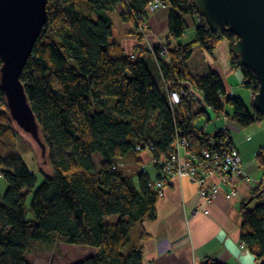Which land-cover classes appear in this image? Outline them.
<instances>
[{
    "label": "trees",
    "instance_id": "obj_1",
    "mask_svg": "<svg viewBox=\"0 0 264 264\" xmlns=\"http://www.w3.org/2000/svg\"><path fill=\"white\" fill-rule=\"evenodd\" d=\"M153 1L48 0V20L21 81L47 148L43 163L51 172L41 170L39 182L20 153L22 133L10 118L0 86V180L6 185L0 190V264H32L27 259L32 244L54 243L97 249L71 264H143L132 231L143 220L156 218L160 197L145 171L129 175L120 161L138 165L148 149L156 159L169 158L173 144L185 137L195 149H213L200 138L204 129L196 121L204 116L211 120L209 113L224 114L227 104L234 111L226 118L241 127L264 123L263 113L241 98L227 97L217 72H189L186 62L193 46L212 53L223 37L230 42L233 66H238L232 53L235 34L212 32L193 0H160L171 7L173 38L184 36L185 16H197L200 22L194 43L168 47L170 60L152 50L156 71L147 61L116 49L111 14L118 12L130 34L142 41L140 28ZM241 69L242 85L256 94V76ZM181 85L194 87L200 99L183 98L173 106L169 91ZM218 133L233 141L229 130ZM257 160L264 170V147ZM260 191L258 183L251 196ZM246 201L241 205V240L264 264V203L251 207L253 202Z\"/></svg>",
    "mask_w": 264,
    "mask_h": 264
},
{
    "label": "crops",
    "instance_id": "obj_2",
    "mask_svg": "<svg viewBox=\"0 0 264 264\" xmlns=\"http://www.w3.org/2000/svg\"><path fill=\"white\" fill-rule=\"evenodd\" d=\"M170 10L169 5H163L149 16V34L142 41L130 34V26L122 22L118 12L112 13V42L117 44L116 49L130 56L136 51V57L147 61L152 70L156 71L152 48L165 42L178 46L191 44L196 40L200 18L185 16L187 29L184 36L177 40L169 32ZM189 29L191 32L187 33ZM186 66L193 75L206 76L211 71L217 72L228 92L243 86L242 69L233 66L230 42L226 37L218 42L212 53L195 44ZM249 94L251 97V92ZM225 120L224 128L229 130L233 143L238 147L246 172L252 177L253 183L238 181L242 199H228L224 194L225 189H221L213 203L204 205L199 200L197 183L186 176H173L164 188L163 197L157 200L156 218L143 220L132 231L133 244L143 251V264H205L210 259L217 264H262L241 240V205L243 200L252 197V191L257 188L258 183L262 185V191L259 197L256 195L260 192L254 196L255 199H260L256 205L264 203V170L257 160L258 151L264 147V123L244 128L233 120ZM201 129L207 132L205 128ZM142 159L138 165L130 161H120V165L129 175L145 171L152 180L162 176L159 169L150 167L153 163L148 152L142 153ZM212 180L220 182L217 176Z\"/></svg>",
    "mask_w": 264,
    "mask_h": 264
},
{
    "label": "water",
    "instance_id": "obj_3",
    "mask_svg": "<svg viewBox=\"0 0 264 264\" xmlns=\"http://www.w3.org/2000/svg\"><path fill=\"white\" fill-rule=\"evenodd\" d=\"M48 0H0V86L17 129L29 136L45 157L46 145L29 103L21 74L47 23ZM198 15L217 34L234 33L232 53L239 67L250 69L258 81L252 99L264 114V0H193ZM261 192L256 195L259 197ZM254 196L246 201L249 205Z\"/></svg>",
    "mask_w": 264,
    "mask_h": 264
},
{
    "label": "built area",
    "instance_id": "obj_4",
    "mask_svg": "<svg viewBox=\"0 0 264 264\" xmlns=\"http://www.w3.org/2000/svg\"><path fill=\"white\" fill-rule=\"evenodd\" d=\"M161 7H163V3L160 0H155L149 4L148 12L150 14L155 13ZM146 27L147 24L143 23L140 28L143 34ZM159 53L161 58L170 60L168 48L163 47ZM194 90V87L186 85H181L179 89H171L169 91L171 104L176 106L181 103L183 98L190 100L196 96L200 99ZM254 96L255 93L251 92L252 99ZM219 134L218 132L208 134L204 130L199 133L200 138L205 139V142L210 144L213 149L205 146L195 149L193 142L185 137L179 138L173 144L174 151L169 155V158L156 159L151 149L146 151L151 155L152 163L158 166L162 174L161 178L152 182V186L157 189L159 197H163L164 188L173 176H186L199 185L198 196L204 205L213 203L218 198L221 189H225L224 194L228 199H242L238 189V181L253 183L252 177L246 172L241 153L236 144L233 141L230 143L227 137L218 136ZM216 176L220 178V182L212 180ZM205 264L217 263L210 259L205 261Z\"/></svg>",
    "mask_w": 264,
    "mask_h": 264
},
{
    "label": "rangeland",
    "instance_id": "obj_5",
    "mask_svg": "<svg viewBox=\"0 0 264 264\" xmlns=\"http://www.w3.org/2000/svg\"><path fill=\"white\" fill-rule=\"evenodd\" d=\"M153 14V13H152ZM151 15V14H150ZM147 27L145 29L144 38L148 36V21L146 22ZM191 29L187 33H190ZM188 35V34H187ZM163 47H174L172 43L165 42L159 44L157 47L152 48L153 50H161ZM136 57V51L131 55ZM133 57V58H134ZM170 57V55H169ZM188 68V66H187ZM199 92V91H196ZM250 90L244 86L240 89L228 92L227 97L241 98L247 106L252 107V98L249 94ZM234 108L227 104L225 107V112L222 115H215L214 113H209L211 120H208L207 116L202 117L196 121L197 127L205 128L209 133H216L219 130H222L226 123L227 115H232ZM231 120V119H229ZM260 123H258L259 125ZM20 141L18 142V149L23 155L26 163L32 172H35L39 176V182L42 180L41 170L50 173L51 169L48 164L43 163V158L41 156L40 147L33 141L31 138L24 133L20 135ZM94 162L99 165L98 156L94 157ZM135 164L134 162H132ZM150 167L154 169V165L150 164ZM130 168V166H129ZM1 179V178H0ZM194 182V181H193ZM196 183V182H195ZM199 186V185H198ZM6 189L5 184L0 180V190L4 192ZM260 202L259 198L254 199L252 206L254 207L257 203ZM111 219L116 217L112 216ZM94 250H97L95 247L79 246L74 244H32L30 251L27 253V259L32 264H71L88 256H91L94 253Z\"/></svg>",
    "mask_w": 264,
    "mask_h": 264
}]
</instances>
